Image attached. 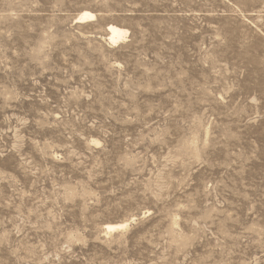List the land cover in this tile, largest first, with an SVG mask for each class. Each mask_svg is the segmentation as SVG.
Returning a JSON list of instances; mask_svg holds the SVG:
<instances>
[{"label": "rangeland", "instance_id": "obj_1", "mask_svg": "<svg viewBox=\"0 0 264 264\" xmlns=\"http://www.w3.org/2000/svg\"><path fill=\"white\" fill-rule=\"evenodd\" d=\"M0 264H264V0H0Z\"/></svg>", "mask_w": 264, "mask_h": 264}, {"label": "bare ground", "instance_id": "obj_2", "mask_svg": "<svg viewBox=\"0 0 264 264\" xmlns=\"http://www.w3.org/2000/svg\"><path fill=\"white\" fill-rule=\"evenodd\" d=\"M95 17L96 16L92 13L83 12L80 19L82 21H85V20L94 19ZM109 32H110L109 41L113 44H116L117 42L124 40V38L127 35V31L125 29H121L119 27L112 26V25L109 26ZM129 226H130L129 223L110 225L107 227L106 234L111 235L115 232L126 230Z\"/></svg>", "mask_w": 264, "mask_h": 264}]
</instances>
